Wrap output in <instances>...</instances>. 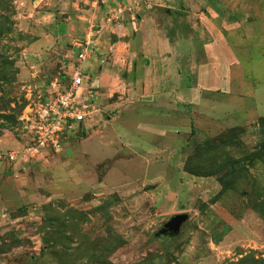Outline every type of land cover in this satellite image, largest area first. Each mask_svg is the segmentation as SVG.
Listing matches in <instances>:
<instances>
[{
    "label": "rangeland",
    "instance_id": "374dc122",
    "mask_svg": "<svg viewBox=\"0 0 264 264\" xmlns=\"http://www.w3.org/2000/svg\"><path fill=\"white\" fill-rule=\"evenodd\" d=\"M97 9L0 0L1 151L34 143L37 112L66 84L82 42L91 64L115 60L117 34L104 32L125 24L124 10L107 21ZM234 75L232 92L200 85L180 104L188 123L165 130L134 118L148 108L139 88L100 81L80 132L39 160L2 158L0 264H264V83ZM182 213L178 233L162 231Z\"/></svg>",
    "mask_w": 264,
    "mask_h": 264
},
{
    "label": "crops",
    "instance_id": "0c3cea01",
    "mask_svg": "<svg viewBox=\"0 0 264 264\" xmlns=\"http://www.w3.org/2000/svg\"><path fill=\"white\" fill-rule=\"evenodd\" d=\"M86 1L91 10L99 5L98 16L107 21L124 10L125 24L107 25L104 32L107 36L112 29L117 34L118 39L110 43L115 60H101V66L89 62L87 68L103 87L123 83L125 88H139L144 106H148L134 114L140 125L155 121L165 130L166 125L188 123L189 113L183 112L180 104L195 99L203 84L207 90L227 88L232 92V82L241 81L234 75L237 71L247 73L248 82L264 83V0ZM132 4L131 15L126 8ZM160 10L165 11L163 20ZM183 24L189 26L187 32ZM97 51L104 54L108 49L99 47ZM194 68L202 74L192 75ZM231 105L225 103L220 108L230 109ZM0 196L4 200L3 194ZM6 203L0 201L2 206Z\"/></svg>",
    "mask_w": 264,
    "mask_h": 264
},
{
    "label": "built area",
    "instance_id": "2783aa9c",
    "mask_svg": "<svg viewBox=\"0 0 264 264\" xmlns=\"http://www.w3.org/2000/svg\"><path fill=\"white\" fill-rule=\"evenodd\" d=\"M120 13L112 18L120 19ZM90 43L88 38L80 44L76 62L68 68L66 84L58 90L52 101L39 108L33 121L36 130L34 143L19 151L0 150V161L4 158L10 163L22 164L34 159L39 160L46 149L58 148L70 134L83 129V124L90 114V102L99 94V85L87 68L93 52Z\"/></svg>",
    "mask_w": 264,
    "mask_h": 264
},
{
    "label": "water",
    "instance_id": "95a60500",
    "mask_svg": "<svg viewBox=\"0 0 264 264\" xmlns=\"http://www.w3.org/2000/svg\"><path fill=\"white\" fill-rule=\"evenodd\" d=\"M188 218H189L188 213L176 214L166 224L165 228L162 231L163 232L170 231L173 233H178L180 231L182 225L188 220Z\"/></svg>",
    "mask_w": 264,
    "mask_h": 264
}]
</instances>
